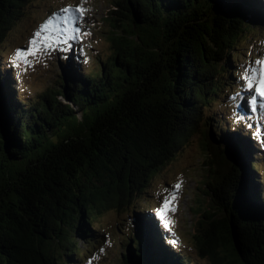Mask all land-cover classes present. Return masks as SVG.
Returning a JSON list of instances; mask_svg holds the SVG:
<instances>
[{
	"label": "trees",
	"instance_id": "1",
	"mask_svg": "<svg viewBox=\"0 0 264 264\" xmlns=\"http://www.w3.org/2000/svg\"><path fill=\"white\" fill-rule=\"evenodd\" d=\"M112 1L104 18L118 31H109L111 53L99 70L82 73L66 60L53 85L24 99L0 63V264H69L80 255L78 241L96 246L95 215L129 205L133 189L200 123L203 150L228 169L203 156L205 198L196 199L203 213L192 243L204 264H264L260 137L244 132L250 120L238 119L239 104L222 110L226 133L202 111L223 83H234L233 51L253 19L264 20V0ZM29 2L0 0V44ZM209 26L216 36L202 30ZM235 90L225 97L248 111ZM130 212L134 237L125 236L119 262L200 264L153 212Z\"/></svg>",
	"mask_w": 264,
	"mask_h": 264
},
{
	"label": "rangeland",
	"instance_id": "2",
	"mask_svg": "<svg viewBox=\"0 0 264 264\" xmlns=\"http://www.w3.org/2000/svg\"><path fill=\"white\" fill-rule=\"evenodd\" d=\"M80 3L81 0H31L26 5L24 15H21L7 31L3 42L0 44V63L6 71L13 74L14 87L22 98H34L53 85L54 81L59 78V74H62L66 60L77 61L82 73L84 71L86 74H91L93 70H99L105 60L109 58L111 53L108 41L109 31H118V29L112 28L110 20L104 17L107 9L113 6V1L85 0L84 7L90 11L85 15L83 21L79 19V12L75 11V6ZM69 4L73 6L72 12L65 14L59 11ZM54 13L56 15H53ZM49 18L52 19V24L49 33H45V35H53V46L51 48L46 47L43 51L30 57L27 64L20 62L19 66H13L15 50L27 47L33 33ZM69 18H71V22H68ZM260 21L262 19L257 18L256 21L253 19L254 23L248 25L237 40L238 47L233 51L235 53L231 68L232 74L236 77L234 83L230 84L231 87H227L223 83L222 88L213 97V101L202 108L203 118L206 120L211 118L212 124H214V120L221 127V133H226L223 125L224 118L221 116L222 110L240 101H236V96H233V99L225 97V93L232 92L234 88L239 93L244 86L241 77L245 67L250 61L264 57V20L262 24ZM76 26L85 32H90L91 35H85L82 39L74 38L77 35ZM248 48H252V52H244ZM62 51L66 53L65 60L58 57ZM236 57L237 60H235ZM217 64L220 66L221 62L218 61ZM236 70L239 73L235 75ZM226 78H229L228 82H230V71ZM58 98L62 101L66 100L60 95ZM250 98V93L244 94L246 103ZM245 114L244 117L248 118L246 122L250 120L249 122L254 128L246 127L244 132L255 133L257 138L258 135L260 137L257 145L261 169L259 176L264 182V144L261 143L264 131L258 130L264 128V100L258 97L257 110L253 111L249 108V112L245 110ZM201 129L200 123L197 130L190 131L183 146L174 151L170 160L155 172L148 182L142 183L143 185L146 184L145 189L140 190L143 185L138 187L137 191L133 189L129 205L119 209L111 208L95 215L91 223L99 233L101 232L95 240L96 246H92V243L78 241L80 255L69 264H123L119 262L118 254H120L128 237H134L131 235V231L126 228L128 213L131 214L130 209L133 207L153 211L161 226L168 229L167 232L178 242L179 249L189 254L191 260L200 264L205 263L192 243L193 233L194 231L197 232L196 224L203 213L197 210L198 202L196 200H203L201 196H204L201 190L204 181L203 174L206 173L203 167V156L206 159L210 158L207 156L206 150H203L202 137L205 134H202ZM254 153L252 152V156H256ZM220 167L222 168V166ZM178 182L182 183L172 204L174 210L166 212L161 217L157 209L163 207L164 197L171 196L173 186ZM121 187L124 192L122 182ZM200 205L205 207L204 202ZM208 205L206 203V206ZM165 220L168 221L167 225H165ZM127 234L128 236H126ZM125 236L126 240H124Z\"/></svg>",
	"mask_w": 264,
	"mask_h": 264
},
{
	"label": "snow or ice",
	"instance_id": "3",
	"mask_svg": "<svg viewBox=\"0 0 264 264\" xmlns=\"http://www.w3.org/2000/svg\"><path fill=\"white\" fill-rule=\"evenodd\" d=\"M85 0H81V3L75 6V11L79 12V19L83 21L85 15L90 11V9L84 7ZM62 13H70L73 11V6L71 4L65 6L59 10ZM53 15H56L54 13ZM68 22H71L69 18ZM52 24V19L49 18L47 21L40 25V27L33 33L30 37L29 45L24 48H18L15 50L13 66H19L20 62L27 64L29 58L36 55L38 52L43 51L44 48H51L53 46V35L49 33L50 25ZM67 31V30H65ZM75 31L77 35L74 37L76 39H82L85 35H91L90 32L83 31L79 26H76ZM67 43V41H65ZM244 82V86L241 89L242 94H251V98L248 101L249 108L253 111L257 110V98L264 100V57L256 59L255 61H250L245 67L243 76L241 77ZM245 117L243 115L238 116V119L243 120ZM247 127L251 128L253 125L249 123ZM264 131V128L258 129ZM261 143L264 144V137L261 138ZM182 182H178L173 186V191L170 197H164L163 207L157 209L161 217L168 211L174 210L172 207L173 202L176 199L177 190L181 187ZM168 221L165 220V225Z\"/></svg>",
	"mask_w": 264,
	"mask_h": 264
},
{
	"label": "water",
	"instance_id": "4",
	"mask_svg": "<svg viewBox=\"0 0 264 264\" xmlns=\"http://www.w3.org/2000/svg\"><path fill=\"white\" fill-rule=\"evenodd\" d=\"M247 29V28H246ZM245 29V30H246ZM203 31H205V32H209V33H213V32H215L216 30L212 27V26H209V27H207L206 29H202ZM217 31L215 32V34L213 35V36H216L217 35ZM248 35V34H247ZM215 39H214V41L213 40H211V43H212V45H214V43H215ZM66 101V100H65ZM206 152H207V156L208 157H210V159H212L211 158V156H210V151L207 149L206 150ZM221 153V152H220ZM220 153H219V155H220ZM214 158V157H213ZM206 159V158H205ZM204 159V160H205ZM206 160H208V159H206ZM212 163H214V166L216 167V168H219V169H221V167L220 166H222L223 168H225V169H228V165H227V163H226V161L224 160V159H215V161L212 159L211 160V164ZM217 212H218V210H217ZM216 213V212H215ZM220 214H219V212H218V214L216 213V216H219ZM137 240V245L139 246V247H141L142 246V244H141V241L140 240H138V238L136 239ZM126 264V263H125ZM130 264V263H129Z\"/></svg>",
	"mask_w": 264,
	"mask_h": 264
},
{
	"label": "bare ground",
	"instance_id": "5",
	"mask_svg": "<svg viewBox=\"0 0 264 264\" xmlns=\"http://www.w3.org/2000/svg\"><path fill=\"white\" fill-rule=\"evenodd\" d=\"M76 63H77V61H76Z\"/></svg>",
	"mask_w": 264,
	"mask_h": 264
},
{
	"label": "flooded vegetation",
	"instance_id": "6",
	"mask_svg": "<svg viewBox=\"0 0 264 264\" xmlns=\"http://www.w3.org/2000/svg\"><path fill=\"white\" fill-rule=\"evenodd\" d=\"M245 51V50H244ZM244 53V52H243Z\"/></svg>",
	"mask_w": 264,
	"mask_h": 264
}]
</instances>
